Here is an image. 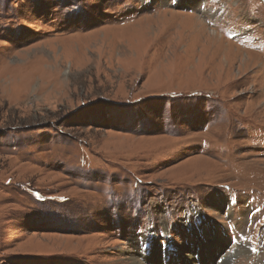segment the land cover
Segmentation results:
<instances>
[{
    "label": "rangeland",
    "instance_id": "obj_1",
    "mask_svg": "<svg viewBox=\"0 0 264 264\" xmlns=\"http://www.w3.org/2000/svg\"><path fill=\"white\" fill-rule=\"evenodd\" d=\"M175 1L0 0V264L264 263V0Z\"/></svg>",
    "mask_w": 264,
    "mask_h": 264
},
{
    "label": "bare ground",
    "instance_id": "obj_2",
    "mask_svg": "<svg viewBox=\"0 0 264 264\" xmlns=\"http://www.w3.org/2000/svg\"><path fill=\"white\" fill-rule=\"evenodd\" d=\"M209 33L213 36V37H215L216 39H218V40H220V41H223L222 40V38L220 37V36H218V35H216V34H214L213 32H211V31H209ZM234 48V47H233ZM240 52V51H239ZM250 57V56H249ZM251 57H252V55H251ZM229 211V210H228ZM227 214H229V212L227 213ZM229 221V220H228ZM232 224H234V226L237 228V223L236 222H232ZM189 225V223H187V225H185V226H188ZM189 230L190 231H192V230H194L190 225H189ZM230 230V229H229ZM196 231H193L191 234H190V236H192V239H193V236H194V233H195ZM231 233V232H230ZM229 233V236H227V239L226 240H232V237H235V236H240L239 234H238V232H237V230L236 229H234L233 230V233H232V235ZM212 234V237H215V234L214 233H211ZM222 234L224 235V233L222 232ZM202 237V236H201ZM201 237L199 236V234H197V236H196V238L192 241L194 244L195 243H201V241L202 240H204V239H202L201 241H200V239H201ZM152 238V237H151ZM239 238V237H238ZM214 240H215V238H213ZM152 240H154V238H152ZM233 240H234V243H230L231 245H233V246H235V247H237V248H235V249H233L232 248V250H228L227 252H225L224 254V256H222V253H223V251H221V257L219 258V264H232V263H230L229 262V258H230V255H233V254H236L238 251L239 252H242V253H244L246 250H247V248H244V244H239L238 243V241L237 240H235L234 238H233ZM217 241V240H216ZM215 242V241H214ZM224 242H222V244H223ZM203 244V243H202ZM174 245V246H173ZM210 245H212V244H210ZM212 246H214V245H212ZM216 246H218V249L219 248H222L223 246H224V244H223V246H221V244L220 245H217L216 244ZM170 247H173V248H171V250H170V252H176V250L177 249H179L178 247L177 248H175V242L173 243V242H170V244H169V246H168V248H170ZM165 249H167V248H165ZM168 250V249H167ZM224 250V249H223ZM181 251V250H180ZM180 252L179 251H177V254H179ZM194 254V253H193ZM241 254V253H240ZM197 255V254H196ZM166 256H167V258H168V260H170V256H172V257H174L175 255L174 254H170L169 252L166 254ZM190 256H191V254H190ZM198 256V255H197ZM145 260H151V264H158V262L159 261H161V262H163V259L161 258V256H159L158 257V260H157V258L155 257V256H153V257H151V258H149V257H147V256H144L143 257ZM181 257H179V260H180V263H178L179 261L177 260V261H173L174 262V264L175 263H177V264H184L185 262L184 261H182V259H180ZM194 259V257H193V255H192V257H190V258H188V259H186V261H190L191 259ZM201 258V257H200ZM200 260V259H199ZM182 261V262H181ZM160 262V263H161ZM212 263V262H211ZM132 264H139V263H137V261H134V260H132ZM141 264V263H140ZM198 264V263H197ZM261 264H264V263H261Z\"/></svg>",
    "mask_w": 264,
    "mask_h": 264
}]
</instances>
